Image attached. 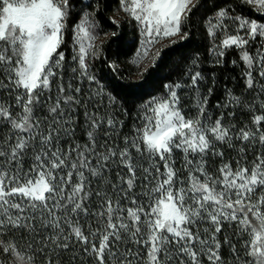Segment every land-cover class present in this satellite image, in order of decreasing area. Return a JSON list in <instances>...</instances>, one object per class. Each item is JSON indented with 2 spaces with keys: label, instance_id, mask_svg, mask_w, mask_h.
Returning a JSON list of instances; mask_svg holds the SVG:
<instances>
[{
  "label": "snow or ice",
  "instance_id": "obj_1",
  "mask_svg": "<svg viewBox=\"0 0 264 264\" xmlns=\"http://www.w3.org/2000/svg\"><path fill=\"white\" fill-rule=\"evenodd\" d=\"M200 8L212 66L234 54L244 92L211 104L197 52L129 126L95 71L118 72L99 6L0 0V264H264V0H118L114 13L135 24L143 76Z\"/></svg>",
  "mask_w": 264,
  "mask_h": 264
},
{
  "label": "trees",
  "instance_id": "obj_2",
  "mask_svg": "<svg viewBox=\"0 0 264 264\" xmlns=\"http://www.w3.org/2000/svg\"><path fill=\"white\" fill-rule=\"evenodd\" d=\"M93 7L99 6L100 14L98 20L101 21L100 27L104 31H117L118 36L110 42L105 43L104 55L109 61H116L118 72L113 73L104 59L95 61V71L102 79L106 88L110 90L131 113L126 119V124L130 126L131 120L136 117V109L147 100L151 95H158L163 91V84L169 81H176L181 78L191 62V57L197 52L200 54L201 70L206 77L211 78L215 73V92L210 101L215 104L217 98L223 99L225 87L233 89L238 95L244 91L243 79L241 77V66H233L231 60L237 58L234 54H229L222 67H213L211 57L207 55V40L205 39L202 28V15L204 8H200L191 17L188 31L190 33L187 40H179L176 43H168L161 50L155 66H148L147 72L141 76L134 74L130 65L131 57L137 47L139 34L135 24L128 21L126 16L115 17L120 22V27L116 28L109 17L116 16L114 9L118 7V0H86ZM199 0H195L197 4ZM79 11V9H77ZM67 51V50H66ZM143 81L142 83H137ZM211 86V79L205 81L204 88ZM123 118V117H122ZM126 127L124 131H127ZM77 135L82 136V131L77 130Z\"/></svg>",
  "mask_w": 264,
  "mask_h": 264
},
{
  "label": "rangeland",
  "instance_id": "obj_3",
  "mask_svg": "<svg viewBox=\"0 0 264 264\" xmlns=\"http://www.w3.org/2000/svg\"><path fill=\"white\" fill-rule=\"evenodd\" d=\"M195 2V0H193V3ZM116 16L115 17H118V16H121V15H123V16H126L124 13H119V14H115ZM177 37H173L172 39H176ZM101 39H103V37L101 36ZM100 41H97V43H99ZM165 45L166 44H168L169 43V41H164L163 42ZM138 48V47H137ZM164 48V47H163ZM136 51H137V49H136ZM136 51H135V53H136ZM135 53H134V55L131 57V60H130V65H131V68H132V71H133V73L134 74H138L137 73V69H136V66L132 63V60L134 59V57H135ZM242 92H244V91H242ZM239 95V94H238ZM245 95H247V93H245ZM239 119L240 120H246L247 119V116L246 115H244L243 113H240L239 114ZM221 239H223V237H221ZM222 254H223V256H224V258H225V260L226 261H229L230 260V254H229V250H228V248H227V246H225L223 249H222Z\"/></svg>",
  "mask_w": 264,
  "mask_h": 264
}]
</instances>
